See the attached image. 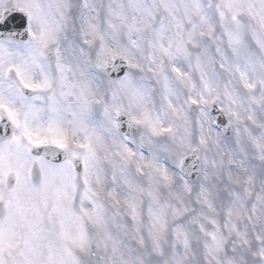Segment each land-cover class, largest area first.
I'll return each mask as SVG.
<instances>
[{"label": "snow or ice", "instance_id": "1", "mask_svg": "<svg viewBox=\"0 0 264 264\" xmlns=\"http://www.w3.org/2000/svg\"><path fill=\"white\" fill-rule=\"evenodd\" d=\"M0 264H264V0H0Z\"/></svg>", "mask_w": 264, "mask_h": 264}]
</instances>
